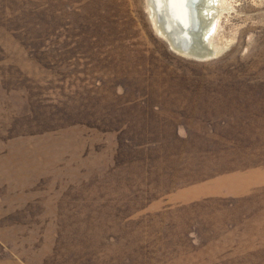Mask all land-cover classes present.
I'll use <instances>...</instances> for the list:
<instances>
[{
    "label": "rangeland",
    "instance_id": "374dc122",
    "mask_svg": "<svg viewBox=\"0 0 264 264\" xmlns=\"http://www.w3.org/2000/svg\"><path fill=\"white\" fill-rule=\"evenodd\" d=\"M150 7L0 0V264H264V0Z\"/></svg>",
    "mask_w": 264,
    "mask_h": 264
},
{
    "label": "bare ground",
    "instance_id": "6f19581e",
    "mask_svg": "<svg viewBox=\"0 0 264 264\" xmlns=\"http://www.w3.org/2000/svg\"><path fill=\"white\" fill-rule=\"evenodd\" d=\"M206 2L208 0H149L156 25L172 41V44L184 53L198 50L197 47L190 48L195 31H198L197 35L201 39V35L214 25L212 24L213 12L209 13L204 21L199 12L200 5Z\"/></svg>",
    "mask_w": 264,
    "mask_h": 264
},
{
    "label": "water",
    "instance_id": "95a60500",
    "mask_svg": "<svg viewBox=\"0 0 264 264\" xmlns=\"http://www.w3.org/2000/svg\"><path fill=\"white\" fill-rule=\"evenodd\" d=\"M198 1V0H197Z\"/></svg>",
    "mask_w": 264,
    "mask_h": 264
}]
</instances>
